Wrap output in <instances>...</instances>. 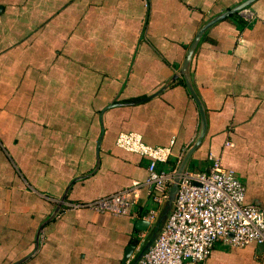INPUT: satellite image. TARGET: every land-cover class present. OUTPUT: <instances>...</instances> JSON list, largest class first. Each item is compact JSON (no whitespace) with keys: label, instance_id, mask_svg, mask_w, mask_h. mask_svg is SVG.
Returning a JSON list of instances; mask_svg holds the SVG:
<instances>
[{"label":"crops","instance_id":"1","mask_svg":"<svg viewBox=\"0 0 264 264\" xmlns=\"http://www.w3.org/2000/svg\"><path fill=\"white\" fill-rule=\"evenodd\" d=\"M241 1L0 0V264L130 263L166 198L141 187L121 214L72 204L145 178L147 158L115 144L121 131L168 147L159 167L172 169L198 127L178 73L186 48ZM189 71L206 125L186 169L211 153L264 207V0L207 26ZM203 264H264V243L220 237Z\"/></svg>","mask_w":264,"mask_h":264},{"label":"built area","instance_id":"2","mask_svg":"<svg viewBox=\"0 0 264 264\" xmlns=\"http://www.w3.org/2000/svg\"><path fill=\"white\" fill-rule=\"evenodd\" d=\"M115 144L147 158L145 178L73 206L126 213L130 195L137 197L141 187L157 201L166 198L175 166L166 170L159 162L167 160L169 148L146 144L134 131L119 132ZM208 159L204 169L182 172L163 223L134 264H203L213 242L224 236L235 246L264 243V207L245 202L244 184L233 170L211 153Z\"/></svg>","mask_w":264,"mask_h":264},{"label":"water","instance_id":"3","mask_svg":"<svg viewBox=\"0 0 264 264\" xmlns=\"http://www.w3.org/2000/svg\"><path fill=\"white\" fill-rule=\"evenodd\" d=\"M251 0H243L239 3H237L236 5H234L233 7L220 12L214 16H212L211 18H209L207 21H205L194 33L192 39L190 40L186 51H185V55L183 57V60L181 62V65L178 69V73L182 75L183 80H184V84L190 94V96L192 97L193 101L195 102L197 109H198V127L196 130V133L193 137V139L191 140V142L185 147V149L182 151V153L180 154V157L178 159V161L175 164L174 167V171L172 174V181L169 185L168 191H167V196H166V200H165V205H164V211L163 214H166L168 209L170 208L171 204H172V200L174 198L175 192H176V188H177V182L182 174V172L186 169V167L189 164V158L192 154V152L195 150V148L198 146L201 137L205 131V125H206V117H205V110L203 107V104L201 102V100L199 99L197 93L195 92V89L191 83V78H190V71H189V67H190V60H191V56L193 54V50L195 48V45L197 43V41L199 40L202 32L207 28V26H209L212 22H214L215 20L223 17L224 15L232 12V11H236L241 9L242 7L246 6ZM175 77V74L171 76L170 79H168L166 82H164L162 84V86L160 88L165 87L173 78ZM159 91V88L152 94H155ZM151 94V95H152ZM149 95V96H151ZM58 210V206L54 207L53 210L50 212V214L48 215L47 219L51 218L54 216V214L57 212ZM41 226V225H40ZM40 226L36 232L35 235V241H34V245L35 247L38 244V237H39V229ZM155 235H151L147 241H145L140 249L137 251V253L132 257L131 261L129 264H134L135 261L140 257V255L144 252V250L150 245L151 241L153 240ZM134 247V244H130L128 246L125 247L124 250V254L122 256V262L124 263V261L126 260V258L129 256V254L131 253L132 249ZM22 259V258H21ZM20 259V260H21ZM18 262V261H17Z\"/></svg>","mask_w":264,"mask_h":264},{"label":"trees","instance_id":"4","mask_svg":"<svg viewBox=\"0 0 264 264\" xmlns=\"http://www.w3.org/2000/svg\"><path fill=\"white\" fill-rule=\"evenodd\" d=\"M176 163H174V161H172L171 163V167L173 168L175 166Z\"/></svg>","mask_w":264,"mask_h":264}]
</instances>
